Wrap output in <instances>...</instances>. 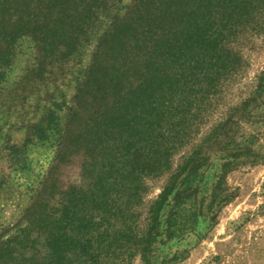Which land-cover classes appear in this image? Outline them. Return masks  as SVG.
Returning a JSON list of instances; mask_svg holds the SVG:
<instances>
[{
    "label": "rangeland",
    "instance_id": "obj_1",
    "mask_svg": "<svg viewBox=\"0 0 264 264\" xmlns=\"http://www.w3.org/2000/svg\"><path fill=\"white\" fill-rule=\"evenodd\" d=\"M170 25L169 86L147 141L134 44L100 49L96 26L64 41L23 36L0 55V235L54 193L51 205L85 200L100 231L116 230L100 264H146L152 218L174 215L194 235L163 237L161 259L169 247L185 250L166 264H264V0H189ZM9 144L26 148L22 167ZM165 188L173 201L159 208ZM197 200L213 211L194 216Z\"/></svg>",
    "mask_w": 264,
    "mask_h": 264
},
{
    "label": "trees",
    "instance_id": "obj_2",
    "mask_svg": "<svg viewBox=\"0 0 264 264\" xmlns=\"http://www.w3.org/2000/svg\"><path fill=\"white\" fill-rule=\"evenodd\" d=\"M188 1L0 0V41L6 44L5 47L0 46V55L5 59L7 53L13 50L15 41L23 36L44 42L64 41L92 34L96 26L104 29L100 49L115 51L120 45L132 48L134 44L133 48L139 49V56L143 59L142 128L145 131L143 139L147 141L156 129L158 94L169 86L168 70L162 68L161 63L165 60V53L173 49L172 42H169V36L173 33L170 23L176 10L184 7ZM184 21L180 17L179 24ZM191 32L192 43L201 46L202 42H197L199 31ZM70 48L75 49L74 45H70ZM48 118L54 122L57 114L51 112ZM4 149L14 167H22L26 148L9 144ZM65 153L64 149L58 153V161ZM169 195V189L165 188L158 202L159 208L171 206L173 199ZM53 196L54 193H49L46 198L36 200L17 228L0 235V264H100L103 263L99 261L103 250L106 255L115 251L116 230L112 229L109 233L106 229L100 231L102 217L92 207L85 208V200L79 205L76 199L69 198L55 206L56 203L50 204ZM190 206L194 216L213 211L211 204L204 200L193 201ZM180 225L178 215L152 218L147 245L142 247L146 264H166L183 255L184 248L175 245L174 249L169 247V259H161L159 248L165 237L168 239L179 233V243L194 235L180 231ZM152 242L155 243L152 245Z\"/></svg>",
    "mask_w": 264,
    "mask_h": 264
}]
</instances>
